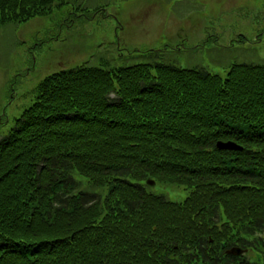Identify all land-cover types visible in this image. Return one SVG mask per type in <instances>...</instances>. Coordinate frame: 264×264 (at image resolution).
<instances>
[{
	"label": "trees",
	"instance_id": "trees-1",
	"mask_svg": "<svg viewBox=\"0 0 264 264\" xmlns=\"http://www.w3.org/2000/svg\"><path fill=\"white\" fill-rule=\"evenodd\" d=\"M75 1L0 0V25ZM0 264H264V63L44 77L0 138Z\"/></svg>",
	"mask_w": 264,
	"mask_h": 264
},
{
	"label": "rangeland",
	"instance_id": "rangeland-1",
	"mask_svg": "<svg viewBox=\"0 0 264 264\" xmlns=\"http://www.w3.org/2000/svg\"><path fill=\"white\" fill-rule=\"evenodd\" d=\"M105 61L173 64L224 79L234 64L264 63V0H77L50 16L0 25V138L44 77ZM144 183L177 203L188 195Z\"/></svg>",
	"mask_w": 264,
	"mask_h": 264
},
{
	"label": "water",
	"instance_id": "water-1",
	"mask_svg": "<svg viewBox=\"0 0 264 264\" xmlns=\"http://www.w3.org/2000/svg\"><path fill=\"white\" fill-rule=\"evenodd\" d=\"M216 146L219 150H241V147L237 146L233 142H217ZM150 183L152 185L154 184L152 181ZM228 253L239 256L242 254V251L233 248L232 250L228 251Z\"/></svg>",
	"mask_w": 264,
	"mask_h": 264
}]
</instances>
